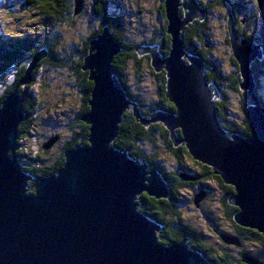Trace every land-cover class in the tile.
<instances>
[{"label":"water","instance_id":"obj_1","mask_svg":"<svg viewBox=\"0 0 264 264\" xmlns=\"http://www.w3.org/2000/svg\"><path fill=\"white\" fill-rule=\"evenodd\" d=\"M257 1L264 21V0ZM164 6L171 36L168 56L164 58L157 46H140L136 51L139 56H150L154 72L165 73L166 95L175 112H158L144 119L133 107V115L146 127L161 123L174 146H185L194 161L233 187L229 203L238 209L235 223L264 236V107L254 97L251 73V64L263 59L262 50L237 36L229 10L228 40L239 65L240 88L250 93L254 103L246 109L251 135L228 136L217 119L219 95L210 88L204 62L196 56L184 60L181 31L195 19L204 20L205 10L196 0H165ZM119 50L107 28L90 42L82 67L93 84L89 110L81 118L88 126L87 145L66 150L64 165L51 176L35 179L27 175L15 154L18 127L25 116V91L16 89L2 102L0 264H210L189 250L185 241L161 243L156 236L159 227L138 210L141 194L166 199L168 189L156 171L147 170V165L111 145L131 105L110 70ZM42 55L31 62L21 86L30 83L31 71ZM56 140H48L41 148L48 150ZM203 196L195 198L196 205ZM222 240L237 244L228 236ZM244 261L260 264L252 258Z\"/></svg>","mask_w":264,"mask_h":264},{"label":"trees","instance_id":"obj_2","mask_svg":"<svg viewBox=\"0 0 264 264\" xmlns=\"http://www.w3.org/2000/svg\"><path fill=\"white\" fill-rule=\"evenodd\" d=\"M7 1V2H6ZM22 6L28 11L36 13L37 19H45L47 24L37 27V34H30L15 30L16 34H11L2 30L3 35L0 36V107L4 99L17 89L18 93L25 91V98L22 104L24 119L18 127L17 148L15 154L18 157L23 169L27 175L35 179L48 177L57 173L64 165V153L68 149L76 146L87 145L88 126L81 121L83 115L88 110V101L90 99L92 82L88 80V71L82 69L85 57L88 55L90 42L98 37L104 28H107L112 34L114 40L119 44L120 50L114 56L110 70L118 79L122 87H125L122 75L125 72H131L135 81H139L141 76V64L144 62L150 74L154 73L150 66V56L137 54L138 47H155L159 48L162 56H168L171 48V36L167 33V21L165 18V0H157L156 4L160 7L157 13L165 18V23L161 25L158 21L155 27V33L150 39L141 36L137 42L128 41L125 29H123L121 21V11H123L122 3L124 0H90L92 3L88 10L84 9V0H21ZM81 1L80 6L78 3ZM201 9L205 10L204 20L195 19L186 25L181 31L184 50L186 53H196L198 58L204 62L206 70V78L210 84L212 91L216 90L219 97L215 100V108L217 119L220 126L226 131L228 136L238 134L244 137L251 135L249 120L246 116V109L254 103L252 96L248 91L240 88L241 75L239 65L232 52H230V65L232 72L227 76L219 71L217 62L211 58L207 41L209 11L213 8H221L224 10V21L226 22L227 43L229 37L227 31V21L229 10L233 19V28L240 39L253 42L261 48L263 53L262 60H255L251 64V73L254 78V97L257 98L259 105L264 107V21L257 0H196ZM237 1V2H236ZM6 3L9 0H5ZM181 2V1H180ZM236 2V3H235ZM14 5V4H11ZM251 12H243V6L249 7ZM7 12L13 17L12 9ZM87 12L89 16H87ZM179 16H184L182 8L179 9ZM245 17L246 19H243ZM15 19V18H14ZM89 20V22H86ZM85 21V23L83 22ZM81 24V30L79 25ZM162 26V27H161ZM76 31L66 33L67 31ZM14 37H10L13 36ZM195 47V48H193ZM230 47V45H229ZM231 50V48H230ZM43 54V55H42ZM38 55H42L37 61L35 68L31 71V81L26 86H21V80L26 76L31 62ZM217 63V64H216ZM51 71V72H50ZM52 71L56 74L52 78H48V74ZM41 72V75L38 74ZM64 72V73H63ZM71 78L68 84L78 94L80 108L74 113L72 125L68 128V132H72L69 141L61 149L59 156L54 161L47 158V150H43L42 154L31 157H25L27 163H22L24 147L19 148V144L26 142L30 137L29 130L33 126L30 116L42 106L41 101L37 102V96L29 93V89L37 83L40 87H51L56 79ZM159 82L156 83L155 101H150L143 97L140 93L130 94L127 89V97L137 108L143 118H150L153 112L164 108L175 112V106L168 100L166 95V77L164 72H160L157 76ZM157 85L159 87H157ZM228 89L238 93L240 97L239 109L243 119L240 124H236L230 116V109L227 106ZM33 96V97H32ZM133 106V105H132ZM36 109V110H35ZM66 129V127H63ZM178 134L180 130H176ZM48 141L46 135L41 134L39 138ZM169 132L160 123H150L147 127L141 125L132 113L124 112L121 122L118 125V135L112 142V146L121 152L126 153L131 159L138 161L140 164L147 165L148 170H156L161 174V178L167 183L168 197L163 199H155L147 194H141L137 200L140 202L138 210L148 216L159 227L156 236L159 241L165 245L185 241V245L189 250L196 251L201 258L210 264H247L244 258H255L260 264H264V236L255 230L244 228L237 225L234 221V215L238 212L235 206L229 203V196L234 193L231 186L223 184L222 180L213 175L211 169L194 161L188 154L185 146H174L169 138ZM52 138V137H51ZM163 144L165 149L175 156L177 167L170 173H165L158 161L159 145ZM173 145L172 148H169ZM21 146V145H20ZM42 149V148H40ZM182 154H185L199 170H194L182 163ZM186 174L193 180H184L180 175ZM215 180L219 183L222 194L216 204L218 210L223 212L225 220L230 224L231 233L227 234L236 239L237 244L225 243L222 235L225 232L217 223H213L212 213L205 215L206 219L213 223L211 228V237L209 239L199 229L192 224L183 222L182 213L180 211V202L178 200L177 190L179 188L191 189L195 184L204 188L207 181ZM33 185V182H29ZM32 192L33 189L31 188ZM205 191V190H204ZM206 194L200 203L202 205L206 201ZM214 221V220H213ZM215 234V235H214ZM261 254L260 258L256 256Z\"/></svg>","mask_w":264,"mask_h":264},{"label":"rangeland","instance_id":"obj_3","mask_svg":"<svg viewBox=\"0 0 264 264\" xmlns=\"http://www.w3.org/2000/svg\"><path fill=\"white\" fill-rule=\"evenodd\" d=\"M156 1L157 0H124L122 3L123 11L120 12L122 18L121 24H123L122 28L125 29L126 35H128V41L137 42L142 34L146 39H150V31L155 29L158 25ZM243 1L246 3L248 2V0ZM6 2L5 0H0V36L3 35L2 30L4 31V29L11 34H16V32H14L15 30L37 34V31L31 32L28 30H35L37 27L39 28L38 23L43 27L48 23V21L43 18L37 19V17L34 16L36 13L28 11L25 6L21 5V0H9L8 3ZM229 2L232 3L231 0H229ZM90 3H92L90 0H84L85 10H88L91 7ZM10 9L14 11L13 17L7 12V10ZM241 9L243 12H251L252 10L251 5L249 7L243 6ZM224 14V10L221 8H213L209 11V31L207 33V41L210 45V47H208L211 49V58L218 63H216L218 66L216 69L228 76L232 72V66L230 65L231 62L229 60L231 50L227 43L226 22L223 18ZM87 16H89L88 12ZM243 19L246 18L243 17ZM83 22L85 23V21ZM86 22H89V20ZM78 25L80 27L79 30H81V24ZM70 32L76 31H72L71 29L66 33L68 34ZM10 37H14V35ZM140 70L141 76L139 81H135L131 72H125V74L122 75V78L125 81L124 84L130 94L140 93L151 102L155 101L156 82L154 78L151 77L150 70L144 62L141 64ZM55 74L56 73L52 71V74L49 73L47 76L48 78H52ZM38 75L40 76L41 72ZM62 79L63 80L56 79L54 85H51V87H45L42 85L39 87L36 83L33 88L31 87L29 89V93H32L33 96H37V102L41 101L42 106L38 109L37 105V111H34L33 115L30 116L33 121V126L29 130L30 137L26 142L23 141V143L19 144V148L24 147L25 150L23 152L25 154L19 155L20 159L22 157V163H27L25 161L26 155L30 156L29 154H31L32 157L43 153V149L40 148L47 141H44L45 139H42L41 137L39 138L41 134L46 135V137H48L47 140L54 137L57 138L55 143L47 150L48 154H46V156L47 158H50L51 161H54L56 157L59 156L61 149L69 141L72 132H68V128H70L69 125L74 127V125H72L75 118L74 113L80 108V101H78L77 92L68 86V84L71 83V78L62 77ZM227 98V106L231 113L229 118L232 119L234 123L240 124L243 119V115L240 114L241 111L239 109L240 97L238 93L228 89ZM132 108L133 106L130 105L126 112L132 113ZM71 121L72 123L70 124ZM63 127H66V129ZM157 154V159L160 162L161 167L164 169L163 171L165 173L174 171V168L177 167V160H175V156L165 149L162 143L159 145ZM182 155L181 161L183 165L189 166L196 171L199 170L197 166L188 160L185 154ZM205 184L212 191V194L202 208H197L194 205L195 197L200 195V192H198L199 190L196 187L194 190L189 188H179L177 190L178 200L181 203L179 209L182 213L183 222L185 221L186 223L192 224L206 237L214 240L216 237H211V234H213L211 228L213 229L214 222L219 224V226L227 232L224 233L225 235L231 233V227L225 220L223 212L218 210L216 205L222 194V189L219 183L215 180H211L207 181ZM210 212L212 213L211 216L214 220H212L213 223L205 217V215H208ZM256 257L260 258L261 254L258 253ZM252 259L258 261L255 258Z\"/></svg>","mask_w":264,"mask_h":264},{"label":"flooded vegetation","instance_id":"obj_4","mask_svg":"<svg viewBox=\"0 0 264 264\" xmlns=\"http://www.w3.org/2000/svg\"><path fill=\"white\" fill-rule=\"evenodd\" d=\"M157 7L160 9V7L157 5L156 6V9H157ZM157 12H158V9H157ZM158 21L159 22H161V25H163L164 23H165V18L164 17H162L161 15H158ZM162 27V26H161ZM155 30L156 29H153V30H151L150 31V34L151 35H153V33H155ZM142 36L144 37V38H146L143 34H142ZM209 47H210V45H209ZM193 48H195V47H193ZM191 56H196V57H198L197 55H196V53L194 54V53H186V51H185V55H184V60H186V57H191ZM164 58H166V56H163ZM154 72V71H153ZM158 74L159 73H157V72H154V73H152L151 74V77L152 78H154V80H155V82L156 83H158L159 82V78L157 77L158 76ZM126 87V86H125ZM157 87H159L158 85H157ZM124 88V87H123ZM127 89V88H126ZM126 89L124 88V91H126ZM128 91V90H127ZM125 92L126 93V96H127V93L129 92ZM130 101V100H129ZM130 103H131V106L133 105V110L135 109L136 111H137V108L135 107V105L132 103V101H130ZM130 107V106H129ZM132 110V111H133ZM126 112V111H125ZM158 112H165V113H167V112H172V111H169V110H165L164 108H161V109H159V110H157V111H155V112H153V114L154 113H158ZM132 114H133V112H132ZM140 114V113H139ZM144 119H147V118H144ZM149 119V118H148ZM156 124V123H155ZM161 124V123H160ZM170 135V134H169ZM170 138V137H169ZM171 140V139H170ZM172 141V140H171ZM173 142V141H172ZM173 147V145H170V147L169 148H172ZM143 165V164H142ZM146 165V164H145ZM148 170V169H147ZM150 171H156V170H150ZM157 172V171H156ZM158 173V172H157ZM160 176H161V174L160 173H158ZM184 180H189V181H191V180H193V178H191V177H188L186 174H181L180 175ZM165 184H166V187H168L167 186V183L165 182ZM204 186H206V187H204V188H201V186L200 185H198V184H195L191 189H193L194 190V188L196 189V187H197V189L199 190L198 192H200V194L202 195H204L200 200H199V202H198V205H196L195 204V202H194V205L197 207V208H202L203 206H204V204L205 203H207V201L209 200V197H206V201H205V203H203L202 205H200V203L202 202L201 200L203 199V198H205V196H206V194H212V191L208 188V186L206 185V184H204ZM205 190V191H204ZM197 197V196H196ZM195 197V198H196ZM163 200H165V199H163ZM195 200V199H194ZM222 236H227V235H222ZM221 236V237H222ZM229 237V236H228ZM230 238H232V237H230ZM228 244V243H227ZM249 258H251V257H249Z\"/></svg>","mask_w":264,"mask_h":264}]
</instances>
